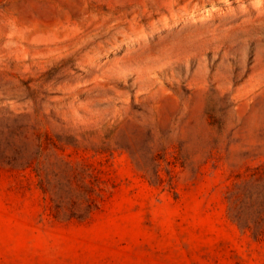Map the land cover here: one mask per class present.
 I'll list each match as a JSON object with an SVG mask.
<instances>
[{
	"label": "rangeland",
	"instance_id": "374dc122",
	"mask_svg": "<svg viewBox=\"0 0 264 264\" xmlns=\"http://www.w3.org/2000/svg\"><path fill=\"white\" fill-rule=\"evenodd\" d=\"M8 124L0 264H264V0H0Z\"/></svg>",
	"mask_w": 264,
	"mask_h": 264
},
{
	"label": "trees",
	"instance_id": "16d2710c",
	"mask_svg": "<svg viewBox=\"0 0 264 264\" xmlns=\"http://www.w3.org/2000/svg\"><path fill=\"white\" fill-rule=\"evenodd\" d=\"M21 128V124H8L4 128H0V147L3 143L4 150L8 147H14L17 150ZM40 150L41 144L39 143L35 154L39 155ZM24 155L26 161L18 166H31L32 159L36 155H32L31 152H24ZM6 164L15 166V163L8 161ZM33 169L37 171V175H40L41 168L38 163L33 166ZM240 184V195L236 200H231L232 203L229 206L230 217L241 229L251 230L254 236L261 235L264 233V169L256 167Z\"/></svg>",
	"mask_w": 264,
	"mask_h": 264
}]
</instances>
